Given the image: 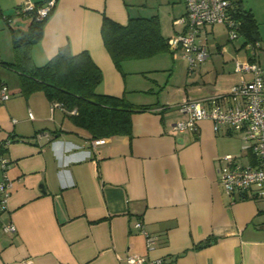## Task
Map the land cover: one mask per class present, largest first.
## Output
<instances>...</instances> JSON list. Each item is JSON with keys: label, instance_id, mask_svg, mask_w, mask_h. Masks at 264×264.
<instances>
[{"label": "crops", "instance_id": "obj_1", "mask_svg": "<svg viewBox=\"0 0 264 264\" xmlns=\"http://www.w3.org/2000/svg\"><path fill=\"white\" fill-rule=\"evenodd\" d=\"M25 1L0 0V6L6 12ZM231 1L258 22L264 76L257 13L246 0ZM178 2L57 0L43 37L32 45L37 66L66 45L75 54L88 51L103 72L100 92L151 106L132 114L130 135L99 138L103 143L77 129L44 91L27 92L8 65L16 59L14 51L0 45V88L5 84L10 93L8 100L0 98V182L6 175L12 183L0 219L17 228H0V264H127L129 254L162 258L163 264H264V198L227 193L220 183L228 154L235 162L257 165L250 143L229 128L215 131L210 119L197 132L173 129L186 117L179 110L184 100L207 105L240 81L242 74L223 71L225 61L219 63L232 53L231 45L209 46L216 27L226 25L207 27L210 56L192 72L170 50L164 64L159 53L125 60L120 69L104 42L105 17L127 25L131 18L158 15L167 40L183 32L185 25L175 20L186 13V2L184 11ZM166 22L172 32L165 35ZM236 41V51L245 50L247 58L245 39L240 35ZM1 159L8 161L6 171ZM147 235L155 240L151 246ZM208 238L211 245L199 246Z\"/></svg>", "mask_w": 264, "mask_h": 264}, {"label": "built area", "instance_id": "obj_2", "mask_svg": "<svg viewBox=\"0 0 264 264\" xmlns=\"http://www.w3.org/2000/svg\"><path fill=\"white\" fill-rule=\"evenodd\" d=\"M56 0L37 6L32 0H26L19 13L36 11L38 20L46 18L55 6ZM186 13L175 20L185 25L183 32L168 38L169 50L174 58L181 57L189 64V71L203 64L210 56L207 39V27L216 23L225 24L229 30L230 40L236 41L241 35L242 22L235 16L237 8L231 0H185ZM245 48L248 57L236 61V71L242 74L240 81L234 84L228 92L215 96L207 105L195 99H186L179 105V110L186 114L173 124V129L179 133L197 132L201 121L210 119L213 129L219 131L223 127L241 134L250 143L257 158V165H244L235 162L230 154L225 156L228 163L223 166L220 183L230 194H247L255 198H264V76L258 61L259 41L247 42ZM226 49V48H225ZM246 75H250L249 78ZM0 98L8 100V86L0 88ZM32 117L33 114L30 113ZM96 143L105 142L98 139ZM4 171L8 161L1 159ZM12 183L5 175L0 182V214L6 209ZM15 232L12 223H2L0 228ZM136 227L141 231L143 222L138 221ZM148 246L155 243L152 236L147 235ZM127 264H163L162 258L149 260L139 254H129L125 258ZM26 263V262H25ZM28 264V263H26Z\"/></svg>", "mask_w": 264, "mask_h": 264}, {"label": "trees", "instance_id": "obj_3", "mask_svg": "<svg viewBox=\"0 0 264 264\" xmlns=\"http://www.w3.org/2000/svg\"><path fill=\"white\" fill-rule=\"evenodd\" d=\"M36 3L37 6L48 2ZM57 1V0H56ZM239 8V7H238ZM16 14L31 15L26 29H14L13 51L16 59L8 65L21 76L25 90H42L53 104L66 110L69 119L77 129H84L91 139L113 135H130L132 114L147 110L150 105H136L125 96L118 97L102 93L98 87L103 81V72L86 50L73 53L69 45L62 47L46 64L37 66L31 55V47L41 40L44 27L54 12L38 20L36 11ZM239 11V12H238ZM235 16L242 22L241 36L247 42L259 39L258 22L253 14L242 8ZM0 6V19L9 21ZM16 30V31H15ZM105 45L118 68L129 59L148 58L169 51L167 38L162 35L158 15L131 18L127 25H121L105 17L102 25ZM208 238L199 246H209Z\"/></svg>", "mask_w": 264, "mask_h": 264}, {"label": "rangeland", "instance_id": "obj_4", "mask_svg": "<svg viewBox=\"0 0 264 264\" xmlns=\"http://www.w3.org/2000/svg\"><path fill=\"white\" fill-rule=\"evenodd\" d=\"M130 1L131 2L138 1L140 3V1H142V0H130ZM184 2H185V0H179V2H178L183 11L185 9V5H184L185 3ZM246 3L248 6H252L254 8V10L257 13V17L259 18L260 30L263 34V39L261 41L262 42L261 52H264V0H246ZM149 5L151 8V4H149ZM22 6H24V2L19 6H15L14 8H12V10L8 9V10H6V12L3 10L4 13H6V15L9 16L8 22L6 20L0 19V45H2V47H4L6 50L7 49L10 50V52H11V50L13 51V32H14V29L19 30V27L20 28L23 27L24 29H26V27H28L27 25L31 22V19H32L31 15H30V17H27L26 15L15 14V12L17 11L16 9H18ZM155 8H157V6ZM163 10H165L164 7H163ZM160 24H161V22H160ZM170 24H168L166 22L165 30H164L165 35L172 32V25H170ZM225 28L226 27H224V26L216 27L217 34L215 37L210 36L209 46L216 45L218 43L220 45V48L223 49L224 46H226L228 44L231 45L232 53L225 54V55H223V57L222 56L219 57V63H221V60L223 59L225 61V63H222V64H226V68L223 71H226L228 73H233L234 69L236 70V66H237L236 61L240 60L239 58L246 59V57H245L246 52H245V50L244 51L242 50L240 52L236 51L235 43H238V42L230 40L229 32H228V30L226 31ZM165 53L166 54L160 53L157 56V58H161V60H162L161 64L166 63L167 60H171V58L168 56V52H165ZM177 64H182V61H177ZM162 73L165 74L164 76H167L168 71H162ZM12 74H13V76H15V78H18V74L16 72H12Z\"/></svg>", "mask_w": 264, "mask_h": 264}]
</instances>
